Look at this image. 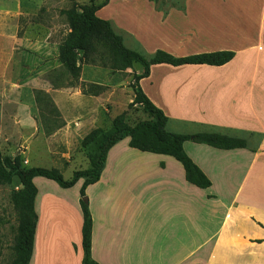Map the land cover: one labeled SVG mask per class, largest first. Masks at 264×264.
<instances>
[{"label": "crops", "instance_id": "0c3cea01", "mask_svg": "<svg viewBox=\"0 0 264 264\" xmlns=\"http://www.w3.org/2000/svg\"><path fill=\"white\" fill-rule=\"evenodd\" d=\"M164 1L108 0L95 15L146 58L159 50L234 53L221 66H150L138 85L168 118L166 129L263 138L229 150L184 143L207 189L187 182L171 156L131 148L128 138L112 146L99 180L85 189L91 256L97 264H264V0ZM12 22L0 6V42L9 40V51ZM80 82L93 83L83 74ZM79 199L37 188L29 264L82 263Z\"/></svg>", "mask_w": 264, "mask_h": 264}, {"label": "rangeland", "instance_id": "374dc122", "mask_svg": "<svg viewBox=\"0 0 264 264\" xmlns=\"http://www.w3.org/2000/svg\"><path fill=\"white\" fill-rule=\"evenodd\" d=\"M74 1L89 3V0ZM100 1L95 0V3ZM71 5L72 0H0V6H7L13 17L10 51L9 40L0 42V154L18 155L20 165L25 168H57L64 179H69L74 171L90 167L95 147L93 142H85V138L93 131L99 129L108 133L115 127H132L147 120L134 81L142 67L136 63L125 70L100 66L109 65L110 49L100 42L99 30L95 33L96 42L105 47L99 49L105 60H98V65H83L79 82L83 74L92 84L102 86L103 92L98 96H85L78 87L69 84L71 78L60 61L58 48L70 32L62 11ZM7 26H10L9 21ZM123 46L139 52L128 38L123 39ZM49 79L57 89L52 88ZM35 91H43L51 98L61 117L66 119L67 127L51 135L45 134L52 124L42 116L34 100ZM167 130L171 132V128ZM207 131L198 128L195 133ZM234 136L246 138L249 146L258 144L257 137ZM190 143L193 142L186 141L184 145ZM35 185L41 192L69 201L79 195L81 182L69 190H62L44 178L35 179ZM21 189L17 177H13L10 184L0 185V264H10L14 259L18 221L12 198Z\"/></svg>", "mask_w": 264, "mask_h": 264}, {"label": "trees", "instance_id": "16d2710c", "mask_svg": "<svg viewBox=\"0 0 264 264\" xmlns=\"http://www.w3.org/2000/svg\"><path fill=\"white\" fill-rule=\"evenodd\" d=\"M108 0H89L88 4H78L72 0L71 7L62 11L66 16L69 34L66 40L59 45V58L67 73L70 75V85L78 87L81 94L85 96H98L104 88L97 84L79 82L81 68L83 65H98V60L103 59L100 52L101 47L107 46L110 49L108 66L102 63L100 66L117 70H125L133 63L142 67V72L134 77L137 95L140 97L142 111L146 114L147 120L137 123L134 126H119L105 133L96 129L85 138V142H93L95 150L90 158V167L85 170L74 171L69 179H64L61 171L57 168L29 167L20 165V157L3 156L0 154V185L10 184L13 177H17L22 189L13 195V204L17 213V230L14 237V259L10 264H29L32 251L37 215L34 209V200L37 188L33 179L40 177L54 182L59 188H72L78 181H82L79 189V207L82 215L81 226V247L83 252L81 264H97L91 256V235L92 217L88 202L84 201L85 189L87 186L96 183L101 175L109 149L128 138V145L141 152L168 155L179 162L185 172V179L190 184L200 189H207L211 186L210 180L200 168L189 158L183 148L186 141L205 144L213 148L229 150L235 148L249 147L248 141L243 137L229 136L218 132L207 131L193 135L176 134L166 129L168 118L161 110L155 107L141 91L138 82L146 77L151 65L168 64L180 65H210L221 66L229 62L234 53L227 51L202 53L185 57H174L164 51H156L149 58L144 57L140 52L128 50L123 46V39L116 34L110 22L99 19L95 13L105 6ZM43 12V9H40ZM20 22V19H19ZM101 32V40L104 46L96 42L95 33ZM17 37L20 33L17 32ZM100 49V51H99ZM98 57L96 59L95 57ZM105 60V59H103ZM53 89H57L53 81L49 79ZM34 100L42 112V116L52 125L46 135H51L56 130L65 126L58 109L51 98L43 91L34 92ZM54 115L47 117L45 114ZM249 137H257L258 143L263 135L249 133ZM264 229V225H261Z\"/></svg>", "mask_w": 264, "mask_h": 264}, {"label": "water", "instance_id": "95a60500", "mask_svg": "<svg viewBox=\"0 0 264 264\" xmlns=\"http://www.w3.org/2000/svg\"><path fill=\"white\" fill-rule=\"evenodd\" d=\"M84 201H87L86 197L83 198Z\"/></svg>", "mask_w": 264, "mask_h": 264}]
</instances>
